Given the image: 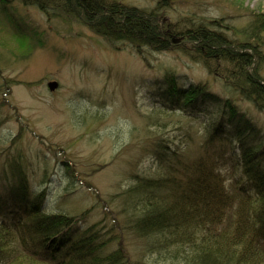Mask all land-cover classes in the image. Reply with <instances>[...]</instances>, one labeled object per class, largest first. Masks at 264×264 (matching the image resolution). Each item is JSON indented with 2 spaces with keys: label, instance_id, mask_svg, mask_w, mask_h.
Wrapping results in <instances>:
<instances>
[{
  "label": "trees",
  "instance_id": "16d2710c",
  "mask_svg": "<svg viewBox=\"0 0 264 264\" xmlns=\"http://www.w3.org/2000/svg\"><path fill=\"white\" fill-rule=\"evenodd\" d=\"M17 1L48 15L75 16L115 48L129 45L144 59L145 52L171 50L179 36V50L264 112V55L259 47L264 13H255L251 26L250 37L256 41L236 43L215 29L222 26L217 20L165 24L160 4L145 9L118 0ZM12 37L16 47L29 52L36 46L27 42L28 36ZM147 88L153 107L188 119L190 139L196 122H208L200 146L193 149L163 136L154 140L157 170L133 175L124 192L126 207L118 212L123 218L111 225L105 218L83 225L92 209L81 215L47 212L48 191L34 190L24 151L15 147L0 183V264H264L262 129L233 97L211 91L207 83H187L168 72ZM129 233L145 241L148 261L134 259L140 248H129Z\"/></svg>",
  "mask_w": 264,
  "mask_h": 264
},
{
  "label": "rangeland",
  "instance_id": "374dc122",
  "mask_svg": "<svg viewBox=\"0 0 264 264\" xmlns=\"http://www.w3.org/2000/svg\"><path fill=\"white\" fill-rule=\"evenodd\" d=\"M118 1L145 9L160 4L165 24L220 21L215 29L236 43L256 41L251 26L255 13H264V0ZM13 34L28 36L35 48L16 47ZM260 37L264 55V30ZM174 39L171 50L145 52L144 59L129 45L115 48L75 16L48 15L37 6L0 0V183L6 160L19 147L34 190L48 191L47 212L81 215L92 209L83 225L102 218L111 225L123 218L118 212L126 207L124 192L133 175L158 168L151 152L154 140L163 136L193 149L203 141L205 119L196 122L192 140L188 119L164 108L157 111L147 98V85L168 72L233 97L264 133V112L225 88L203 63L178 49L179 36ZM260 71L264 77V60ZM53 80L58 87L50 91ZM127 239L130 249L140 248L134 259L148 261L145 241L131 233Z\"/></svg>",
  "mask_w": 264,
  "mask_h": 264
},
{
  "label": "water",
  "instance_id": "95a60500",
  "mask_svg": "<svg viewBox=\"0 0 264 264\" xmlns=\"http://www.w3.org/2000/svg\"><path fill=\"white\" fill-rule=\"evenodd\" d=\"M175 41H176V40H175ZM49 87H50V89L53 91V90H55V89L58 87V83L55 82V81L50 82V83H49Z\"/></svg>",
  "mask_w": 264,
  "mask_h": 264
}]
</instances>
